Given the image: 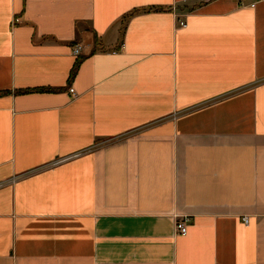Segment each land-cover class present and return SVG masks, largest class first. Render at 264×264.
I'll use <instances>...</instances> for the list:
<instances>
[{"label":"crops","instance_id":"0c3cea01","mask_svg":"<svg viewBox=\"0 0 264 264\" xmlns=\"http://www.w3.org/2000/svg\"><path fill=\"white\" fill-rule=\"evenodd\" d=\"M241 1L0 0V264H264Z\"/></svg>","mask_w":264,"mask_h":264},{"label":"built area","instance_id":"2783aa9c","mask_svg":"<svg viewBox=\"0 0 264 264\" xmlns=\"http://www.w3.org/2000/svg\"><path fill=\"white\" fill-rule=\"evenodd\" d=\"M235 1H237V2L239 3L240 6H244V5H245V3H244L243 1H241V0H235ZM259 1H261V0H253L252 3H250V6H255ZM180 25H181V26H185V22H182V21H181V22H180ZM80 52H81V46H77V47L75 48V50H74V53H75L76 55H79ZM187 221H188V219H187V218H184V219L179 220V221L177 222V231H178L179 233H181V234H186V232H187ZM245 221H248V219L246 218Z\"/></svg>","mask_w":264,"mask_h":264},{"label":"trees","instance_id":"16d2710c","mask_svg":"<svg viewBox=\"0 0 264 264\" xmlns=\"http://www.w3.org/2000/svg\"><path fill=\"white\" fill-rule=\"evenodd\" d=\"M82 62V58H79L78 61L76 62L74 68L72 69V72H71V79L75 78L78 70H79V67H80V64Z\"/></svg>","mask_w":264,"mask_h":264}]
</instances>
